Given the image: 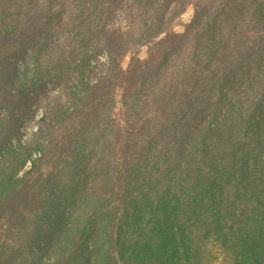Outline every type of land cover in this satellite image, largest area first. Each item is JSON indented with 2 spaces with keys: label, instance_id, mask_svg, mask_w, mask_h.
Listing matches in <instances>:
<instances>
[{
  "label": "trees",
  "instance_id": "16d2710c",
  "mask_svg": "<svg viewBox=\"0 0 264 264\" xmlns=\"http://www.w3.org/2000/svg\"><path fill=\"white\" fill-rule=\"evenodd\" d=\"M192 3L0 0V264H264V0L175 33ZM69 75L73 112L22 142L29 93Z\"/></svg>",
  "mask_w": 264,
  "mask_h": 264
},
{
  "label": "rangeland",
  "instance_id": "374dc122",
  "mask_svg": "<svg viewBox=\"0 0 264 264\" xmlns=\"http://www.w3.org/2000/svg\"><path fill=\"white\" fill-rule=\"evenodd\" d=\"M202 0H193V3L188 6L186 12L178 19L173 31L175 33H182L185 27L194 16L195 5ZM147 57V49H141L139 58L144 60ZM131 61V55L126 56L121 61L123 69H127ZM16 67L18 65L23 66L20 62H15ZM109 61L105 52L100 53L91 61L90 68L86 71L84 80L90 84H94L99 81L109 69ZM70 79L71 82L70 83ZM25 109L21 112L22 121L19 125L20 138L22 142L30 141L36 135L38 129L42 126L47 127L49 123L43 118L50 112L56 110L60 113V116H65L66 111L70 115L73 112V75H69V81L60 78H51L44 83L37 92H30L27 101L24 105ZM114 116L119 121H124V107L120 95L117 98V107L114 111ZM49 117V115H48ZM61 120L52 123L55 135L60 139L63 134L66 133L67 124L61 125ZM36 156V155H35ZM31 162H28L26 167L21 172L22 174L29 170ZM215 257V259H214ZM212 264H231L230 259L223 254L214 253Z\"/></svg>",
  "mask_w": 264,
  "mask_h": 264
}]
</instances>
